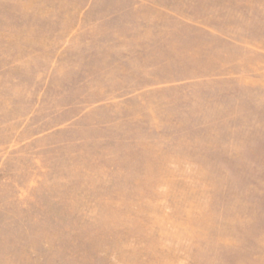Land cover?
<instances>
[{
	"label": "rangeland",
	"instance_id": "rangeland-1",
	"mask_svg": "<svg viewBox=\"0 0 264 264\" xmlns=\"http://www.w3.org/2000/svg\"><path fill=\"white\" fill-rule=\"evenodd\" d=\"M0 264H264V0H0Z\"/></svg>",
	"mask_w": 264,
	"mask_h": 264
}]
</instances>
